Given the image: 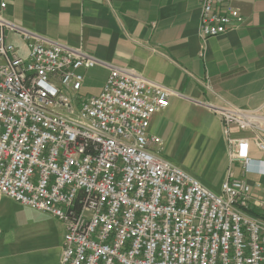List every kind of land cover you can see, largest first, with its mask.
Returning a JSON list of instances; mask_svg holds the SVG:
<instances>
[{
  "label": "built area",
  "instance_id": "obj_1",
  "mask_svg": "<svg viewBox=\"0 0 264 264\" xmlns=\"http://www.w3.org/2000/svg\"><path fill=\"white\" fill-rule=\"evenodd\" d=\"M242 22L229 0H200L201 39ZM7 28L0 17V194L62 223L60 264H264V184L228 172L215 192L164 157L148 128L167 89L114 66L82 97L78 69L97 60L28 34L23 56ZM206 105L229 159L250 172L254 142L264 164V104Z\"/></svg>",
  "mask_w": 264,
  "mask_h": 264
},
{
  "label": "crops",
  "instance_id": "obj_2",
  "mask_svg": "<svg viewBox=\"0 0 264 264\" xmlns=\"http://www.w3.org/2000/svg\"><path fill=\"white\" fill-rule=\"evenodd\" d=\"M229 1L242 14V24L204 40L198 35L200 0H0V17L16 26L4 34L23 56L28 34L97 60L78 69L81 88L101 91L116 66L167 89L169 104L152 115L149 133L163 141V155L173 162V144L167 151L171 140L204 152L200 169L175 163L219 192L228 172L264 184L255 143L249 147L251 171L243 173L241 164L229 159L219 117L206 105L253 110L264 104V0ZM258 133L264 139V131ZM231 134L252 132L232 128ZM63 233L55 217L0 194V264H60Z\"/></svg>",
  "mask_w": 264,
  "mask_h": 264
},
{
  "label": "rangeland",
  "instance_id": "obj_3",
  "mask_svg": "<svg viewBox=\"0 0 264 264\" xmlns=\"http://www.w3.org/2000/svg\"><path fill=\"white\" fill-rule=\"evenodd\" d=\"M98 87L99 86H83L81 90L79 91V94L80 96H83L86 93L88 94L99 93L100 90ZM207 122L210 125H212L211 121H207ZM177 142L178 140H171L169 142V146L167 149V151L170 150L173 144L172 150L174 151L175 155L172 156V158L175 159V162H177L178 164L179 162H181L184 165L186 162V166L188 167L199 168V164H200L199 158L201 159V156L204 157L203 150H202L203 154H201V150H199L195 145L190 144L187 141L185 142L180 141L178 144Z\"/></svg>",
  "mask_w": 264,
  "mask_h": 264
}]
</instances>
